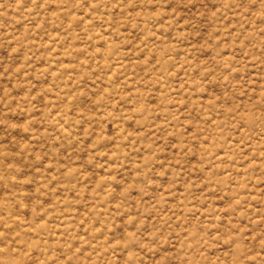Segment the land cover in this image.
Listing matches in <instances>:
<instances>
[{
    "label": "rangeland",
    "instance_id": "obj_1",
    "mask_svg": "<svg viewBox=\"0 0 264 264\" xmlns=\"http://www.w3.org/2000/svg\"><path fill=\"white\" fill-rule=\"evenodd\" d=\"M0 264H264V0H0Z\"/></svg>",
    "mask_w": 264,
    "mask_h": 264
}]
</instances>
